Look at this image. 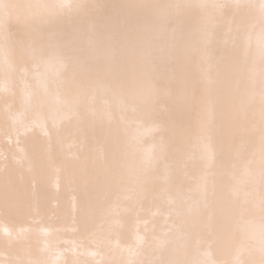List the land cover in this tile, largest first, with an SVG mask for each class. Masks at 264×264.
<instances>
[{"label": "snow or ice", "instance_id": "snow-or-ice-1", "mask_svg": "<svg viewBox=\"0 0 264 264\" xmlns=\"http://www.w3.org/2000/svg\"><path fill=\"white\" fill-rule=\"evenodd\" d=\"M0 137V264H264V0H0Z\"/></svg>", "mask_w": 264, "mask_h": 264}, {"label": "bare ground", "instance_id": "bare-ground-1", "mask_svg": "<svg viewBox=\"0 0 264 264\" xmlns=\"http://www.w3.org/2000/svg\"><path fill=\"white\" fill-rule=\"evenodd\" d=\"M39 131V130H38ZM23 134V133H22ZM42 135V133H40ZM7 139L5 137H0V144ZM14 139V138H13ZM21 147H24L22 144ZM2 167V165H0ZM48 195L51 197L50 199V210L48 212L47 220L39 225L36 224V220L39 218H26L23 223L17 225V229H36L39 232L40 228H61L64 229L67 227L69 229V234L62 237L63 240H78L80 238L73 237L71 235V227H72V219L76 215L78 208V199L79 192L75 188V186H68L66 184L60 183L58 184L55 179H53L52 183L48 186ZM138 212H147L149 216L151 215V211L154 209L138 208ZM136 223L135 219H133V225ZM42 235V233H41ZM43 244V240H41V245ZM79 251H83L84 249H78ZM95 245L88 248L87 251H96ZM210 254H213L211 258H214V250L210 247H206L205 249ZM106 255H97L96 257L88 256L87 259L93 260V264H98L102 259H110ZM117 259L119 257H116Z\"/></svg>", "mask_w": 264, "mask_h": 264}]
</instances>
